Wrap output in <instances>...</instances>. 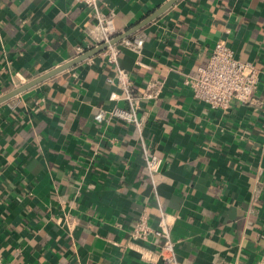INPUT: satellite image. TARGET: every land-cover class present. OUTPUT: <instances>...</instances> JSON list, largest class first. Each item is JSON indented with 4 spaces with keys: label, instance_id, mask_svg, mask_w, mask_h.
<instances>
[{
    "label": "crops",
    "instance_id": "crops-1",
    "mask_svg": "<svg viewBox=\"0 0 264 264\" xmlns=\"http://www.w3.org/2000/svg\"><path fill=\"white\" fill-rule=\"evenodd\" d=\"M170 0H100L116 36ZM96 24L74 0H0V96L81 54ZM119 65L143 102L146 134L163 158L154 192L137 131L97 122L117 104V65L101 52L0 103V264H163L142 258L130 232L161 211L181 264H258L264 254V0H177L127 38ZM261 69L248 102L213 109L184 84L216 42ZM68 214L73 223L62 217ZM156 248V243H143Z\"/></svg>",
    "mask_w": 264,
    "mask_h": 264
},
{
    "label": "built area",
    "instance_id": "built-area-1",
    "mask_svg": "<svg viewBox=\"0 0 264 264\" xmlns=\"http://www.w3.org/2000/svg\"><path fill=\"white\" fill-rule=\"evenodd\" d=\"M85 5L95 18L96 24L90 29L89 38L92 42L88 47L78 46L79 54L93 45L108 43L101 53L107 61L117 65L118 91L111 95L117 102L111 109L101 108L95 114L97 122L122 121L133 125L137 131L139 147L141 149L147 177L154 192L157 193L161 182L163 158L154 151V143L148 140L146 134L147 117L141 114L143 102L158 99L164 89V81L154 77L147 79L145 88L141 92L135 89L132 77L126 69L119 65L121 46L110 43L115 37V13L106 11L100 0H74ZM143 38H126L125 47L140 50ZM260 67L251 60L239 58L226 39H220L212 49L208 61L200 66L198 74L186 75L184 84L191 89L192 95L209 105L213 109H227L235 100L248 102L258 88L260 82ZM168 214L161 211L156 225H151L148 214L144 210L135 227L130 232L131 242L139 247L142 258L149 262L163 264H181L177 255L179 240L172 236V222ZM62 219L66 223H73L68 214ZM155 242L156 248H148L143 243ZM258 264H264V254Z\"/></svg>",
    "mask_w": 264,
    "mask_h": 264
},
{
    "label": "water",
    "instance_id": "water-1",
    "mask_svg": "<svg viewBox=\"0 0 264 264\" xmlns=\"http://www.w3.org/2000/svg\"><path fill=\"white\" fill-rule=\"evenodd\" d=\"M176 1L177 0L168 1L167 3L162 5L159 9L155 10L151 15H149L146 19H144L138 25H136L132 29L128 30L127 32L123 33L122 35L114 37L110 43H117L118 41H121L122 39L129 37V35L131 33L140 29L141 27L145 26L146 24H148L149 22H151L152 20H154L158 16H160L164 11H166L169 7H171ZM108 45H109L108 43H102V44L90 49L86 53L76 57L75 59L68 61L67 63L62 64V65H60V66H58V67H56V68H54V69H52L46 73L40 75L39 77L32 79L31 81H29L27 83L20 85L19 87L14 88L13 90L9 91L8 93L0 96V103H3L4 101L12 98L13 96L22 93L23 91L39 84L40 82L54 76L55 74H57L61 71H64L70 67L75 66L77 63L83 61L84 59L89 58V57L103 51L104 49L107 48Z\"/></svg>",
    "mask_w": 264,
    "mask_h": 264
}]
</instances>
